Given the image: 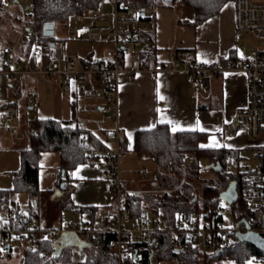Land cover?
<instances>
[{
	"label": "trees",
	"instance_id": "16d2710c",
	"mask_svg": "<svg viewBox=\"0 0 264 264\" xmlns=\"http://www.w3.org/2000/svg\"><path fill=\"white\" fill-rule=\"evenodd\" d=\"M9 0H0V21L12 18V23L17 25L21 16L17 12H7L1 5ZM105 0H32V10L24 15L25 26L32 36L22 42L26 54L31 47L39 44L43 50L44 62L51 59V43L57 44L53 36H44V25H55L70 17L82 16L86 11H95ZM135 6L178 5L193 9L192 21L183 22L190 27H197L207 19L217 15L221 9L234 0H141ZM154 19V15L152 21ZM148 44L140 56L143 66L156 62V49L153 46V33L149 31ZM235 57V54L230 55ZM16 101L0 104V115L9 108H16ZM33 131L28 135L29 146L21 149L20 167L12 172L11 189H0V213L5 212L9 204H13V194L25 192L29 198H37L39 190V165L45 152H56L59 155V174L56 185L64 183V190L69 191L67 183L71 172L81 164H98L105 166L107 145L94 133L81 126H71L58 119H32ZM207 134L196 131L173 132L166 124H157L148 130H136L133 136L132 150L137 156L151 157L158 168L155 177V191L162 192L140 193L135 202L125 200V208L130 216L141 212H149L153 216H161L167 221V230L159 235V246L156 249V259H146L143 264H159L175 260L176 264H254L253 257L264 258V252L249 243L236 239V231L244 232V220L251 228L264 236V169L254 170L245 161L248 154L262 152L264 147L250 148L243 151L225 148L201 147L207 139ZM120 150L126 147L125 140L120 141ZM249 151V152H248ZM188 157L192 163L185 170V179L182 181L181 165ZM264 157V155H262ZM204 165H213L210 169L213 176L205 179L204 184H199L198 179ZM234 163V164H233ZM219 166V170L215 167ZM231 182H235L237 199L230 205L219 199ZM199 185L201 186L199 188ZM52 193L51 190H49ZM63 210L87 215L92 226H97L96 215L98 208L95 206H74L68 196L59 201ZM252 206L250 207V204ZM225 207L228 213L234 216V225L231 228L223 226V216L216 212L217 208ZM203 210L208 211L204 216L205 230L210 235V248L201 250L191 242L185 240V233L189 230L187 222ZM29 215L36 218V214ZM182 223L183 226L178 228ZM10 230L19 234L21 228L10 226ZM172 231H175L180 248L172 242ZM8 231L0 230V236L7 235ZM230 236L233 241L221 246L222 237ZM113 239L112 234H100L97 245L89 248L86 260L76 264H116V259L111 253L109 244ZM85 248V247H84ZM54 244L52 242L39 243L35 247H22L20 264H70L68 247L60 255L53 256ZM11 251H4L0 245V258L10 255ZM226 262V263H225ZM264 264V263H258Z\"/></svg>",
	"mask_w": 264,
	"mask_h": 264
},
{
	"label": "crops",
	"instance_id": "0c3cea01",
	"mask_svg": "<svg viewBox=\"0 0 264 264\" xmlns=\"http://www.w3.org/2000/svg\"><path fill=\"white\" fill-rule=\"evenodd\" d=\"M128 1L131 4L142 2L141 0ZM176 6L182 9L180 18L176 17L173 5H156L155 7L154 19L150 22V31L153 33V46H156V62L168 63L174 58L175 54L166 49L169 44H175L180 51L190 50L200 63L214 62L233 54L247 56L253 49L262 46L258 40H256L259 44L257 47L251 44L247 46L241 44L240 39L246 35L241 36L235 29L233 1L228 2L217 15L197 27H190L183 23L193 20V9ZM17 11L19 12L16 7H10L7 10L10 13ZM22 29L29 31L25 26L23 15L17 25L12 23L11 17L0 21V47L3 49L0 69L4 58L10 54V51L23 71H35L38 56L43 64L47 65L39 44L31 47L28 55L21 47L23 44L19 41V36ZM69 39L78 43L88 42L74 40L70 36ZM110 47L111 45L106 51L99 50L96 53L89 51L83 57L76 58L101 61L108 58ZM0 76L7 75L0 74ZM63 81L65 79L61 78L55 83L42 74L29 73L19 77L17 86L12 87L10 81L8 83L14 90V96L23 94L22 96L25 97L29 94L33 97V104L28 105L24 100L25 109L31 111L32 119H58L71 126L84 127L104 141L108 151H114L117 143L107 138L106 132L118 129L119 150L120 141L125 140L126 142V147L120 150L119 157L121 186L128 192L150 193V191L131 188V182L128 183L124 179V175L131 169L127 170V165L123 166L122 161L130 159L133 162L131 154L135 153L132 150V143L136 130H148L157 124H166L171 130L175 127L176 131H196L207 134L208 137L203 145L208 148L241 150L246 154L244 151L247 149L264 147V136L258 140H252L245 127L237 125L234 121L235 112L244 109L247 102V78L243 72L229 71L211 74L206 88L199 83L191 84L185 73H156L153 75L147 72L135 75L123 73L118 81L115 114L109 110V102L105 97L92 94L89 87H77L69 81L67 83L70 89L65 91L62 86ZM94 84L99 87L103 86L102 82ZM27 123L28 117H25V122L16 128L17 130L22 129L21 131L28 137ZM16 128L13 124V129L16 130ZM47 154L48 152L42 154L40 162L50 155ZM250 154L247 153L248 156ZM55 155L54 165L59 167V155L57 153ZM136 157L142 162L153 161L151 157L145 155H136ZM155 177L156 174L153 178V186ZM56 178H54L53 187L46 188L53 190L51 193L53 200L60 201L68 196L74 206H95L98 211L111 208L110 180L104 165L81 164L77 166L67 180L70 186L69 191L57 186ZM37 205L34 201V206ZM36 220L38 225L46 227L39 223L38 218Z\"/></svg>",
	"mask_w": 264,
	"mask_h": 264
},
{
	"label": "built area",
	"instance_id": "2783aa9c",
	"mask_svg": "<svg viewBox=\"0 0 264 264\" xmlns=\"http://www.w3.org/2000/svg\"><path fill=\"white\" fill-rule=\"evenodd\" d=\"M113 5V13H91L88 21L73 28L70 38L88 42H106L111 45L108 58L101 61H92L64 56L61 48L54 46L51 59L44 65L38 56L35 71H23L10 51L2 63L0 74L7 75L12 86H17L19 77L29 73L42 74L53 82L65 79L62 86L69 91V83L77 87H89L92 94L105 97L109 104V110L116 113V100L118 95V81L121 74L135 75L140 72L156 73H185L191 84L199 83L202 87L208 86L209 75L222 72H243L247 78V102L244 109L234 114L237 125L245 127L252 140H258L264 136V0H234L235 29L239 34L253 37L261 42L260 48H255L247 55L237 54L235 57L220 58L210 63H200L190 50H178L175 44L167 45L174 58L170 62H155L149 66H143L140 56L148 44L149 24L152 22L156 5L135 6L128 0H108ZM176 17L182 16V9L173 5ZM16 7L21 15L31 12L32 0H9L1 5V9L9 10ZM148 24V25H147ZM27 36H32L29 31L21 30L19 41L23 42ZM156 47V46H155ZM179 51V52H178ZM102 82L103 86L95 85ZM26 104H33V97L25 95ZM17 108L12 107L3 114V125L6 132H11L14 121L17 119ZM31 122L27 123V134L33 131ZM106 136L117 143L114 151L106 150L105 167L110 180L111 208L104 215L103 226H92L90 220L75 221L64 219L61 215L55 219L53 227H44L34 224L35 218L29 213L19 209L17 205H10L5 212L0 213V230L8 231L7 235L0 236L2 248L8 246V250L19 246L23 242L24 247H35L39 243L54 242L63 234H74L79 240L93 247L99 242L100 234H112L109 248L116 259V264H143L146 259L154 261L159 246V235L167 230V221L161 216H153L148 212H141L130 216L125 208V200L135 202L140 193L128 192L121 186L118 146V129L108 130ZM262 152L252 155L257 159L253 165L254 170L264 169V157ZM193 158L188 157L181 165L185 172ZM234 164V163H233ZM146 178V173H141ZM252 203L250 204V207ZM221 215L228 213L225 207L217 208ZM208 211L201 210L199 215L191 218L187 224L189 230L185 233V240L195 243L199 249L208 250L211 246L210 235L205 230L204 216ZM249 229L253 230L249 223ZM10 226L21 228L19 234L10 230ZM183 226L182 223L178 228ZM247 229L245 228V231ZM239 231V230H238ZM244 231V232H245ZM237 232V231H236ZM240 232V231H239ZM233 241L230 236L224 235L221 246ZM26 242V243H25ZM174 247L180 248L181 243L175 231H172ZM252 263H264V258L253 257Z\"/></svg>",
	"mask_w": 264,
	"mask_h": 264
},
{
	"label": "rangeland",
	"instance_id": "374dc122",
	"mask_svg": "<svg viewBox=\"0 0 264 264\" xmlns=\"http://www.w3.org/2000/svg\"><path fill=\"white\" fill-rule=\"evenodd\" d=\"M113 5L110 2L102 3L98 9L94 12H104L106 11L108 14L113 13ZM20 13V12H19ZM91 13L93 11H86L82 16H72L67 20L59 21L54 25V38L57 41V47L62 48L64 56H74V57H83L86 52L93 51L96 53L97 51H106L109 49L110 44L102 42V43H94V42H74L69 39L70 31L75 28L77 25L88 21L91 17ZM22 16V15H21ZM148 25V24H147ZM150 28V24L148 25ZM242 36V34H240ZM241 44L257 47L259 44L256 40H254L251 36H244L240 39ZM0 47V63L2 62L3 52ZM77 55V56H76ZM9 78L7 76H0V104H7L9 102L16 101L17 108V119L14 122V126L19 127L18 125L25 122V117H28V122L32 120V113L25 109L24 97L14 96L13 89L10 88L8 83ZM13 87V86H12ZM93 97V96H92ZM26 114V115H25ZM104 114V113H103ZM106 114V113H105ZM104 114V115H105ZM107 115V114H106ZM3 115H0V189H11L13 186L11 173L15 172L20 167V150L27 148L28 146V137L21 130L13 129L12 132L8 133L4 129L3 125ZM17 123V125H16ZM27 127V125H26ZM56 152H48V156H46V160L44 162L41 161L39 165V176H40V184H39V194L37 198L31 199L25 192H16L13 194L14 203L10 205H17V207L24 212L30 213L33 212L36 214L39 219V223L46 225V227H53L55 225V219L57 216L61 215L64 219H74L75 221L87 220L89 217L85 214L73 213L68 210H63L60 207L59 201H55L51 197V193L48 189L49 186L53 187L54 178L58 177L59 167L54 165V156ZM58 154V153H57ZM130 154V153H129ZM251 153L248 156V160L246 163L253 166L257 163V159L254 158ZM133 162L130 159L122 161V165H127V170L131 169L129 173L124 175V179L131 182V188L140 189L142 191H150V193L160 194L162 192L155 191L153 189V178L156 174L158 168L153 161H140L137 159L135 154H131ZM128 158V156H127ZM59 160V158H58ZM204 166V169L200 173V177L198 179L199 184H204L205 179H209L213 176L212 170L206 167L205 161L201 162ZM121 168V162L119 164ZM146 173V178H143L141 173ZM185 172H182L181 179L182 181L185 179ZM53 177V178H52ZM57 179V178H56ZM55 179V180H56ZM201 186L199 185V188ZM146 193V192H144ZM34 201L37 202V206H34ZM79 207H82L79 205ZM110 210L109 209H100L97 212L95 217L97 224L96 225H104V215ZM229 210V209H228ZM149 213V212H148ZM37 218L34 220V224L37 223ZM90 220V219H89ZM234 216L231 212L225 214L223 216V226L226 228L233 227ZM26 243V242H25ZM23 247V242L19 246L12 248L10 255H5L0 258V264H20L21 262V249ZM89 248L79 249L78 247L72 246L68 247L69 252V262L70 264H76L77 262H83L86 260L87 252ZM226 263V262H225ZM159 264H176L175 260L161 262ZM201 264V263H200ZM226 264H229L227 262Z\"/></svg>",
	"mask_w": 264,
	"mask_h": 264
},
{
	"label": "water",
	"instance_id": "95a60500",
	"mask_svg": "<svg viewBox=\"0 0 264 264\" xmlns=\"http://www.w3.org/2000/svg\"><path fill=\"white\" fill-rule=\"evenodd\" d=\"M53 28L54 25L53 24H45L43 29H44V36L50 37L53 36ZM55 46V43H51L50 47L53 48ZM208 169H211L213 167V165H208L206 166ZM219 166L215 167V170H219ZM61 189L64 188V183H61L59 186ZM219 199L224 201L226 204L230 205L232 204L236 199H237V192H236V185L235 182H231L228 187L220 193L219 195ZM240 223H244L245 227H246V231L245 232H239L237 231L235 233V237L238 241L240 242H246L251 244L252 246H254L255 248L259 249L260 251L264 252V236H261L258 232L249 229V225L247 224V222H245L244 220L239 221L236 224V227H238V225ZM78 247L79 249H82L84 247H88V243L79 240V238L77 236H75L74 234H63L61 235L55 242H54V252H53V256L57 257L60 255V252L66 248V247ZM4 251L8 250V246H5L3 248Z\"/></svg>",
	"mask_w": 264,
	"mask_h": 264
},
{
	"label": "snow or ice",
	"instance_id": "6c2138e0",
	"mask_svg": "<svg viewBox=\"0 0 264 264\" xmlns=\"http://www.w3.org/2000/svg\"><path fill=\"white\" fill-rule=\"evenodd\" d=\"M177 129L175 127H173L172 131L175 132ZM201 147H205L204 145H202Z\"/></svg>",
	"mask_w": 264,
	"mask_h": 264
}]
</instances>
